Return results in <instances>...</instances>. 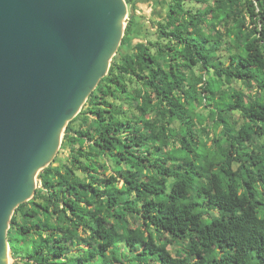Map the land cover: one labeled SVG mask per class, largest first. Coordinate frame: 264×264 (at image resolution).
Returning a JSON list of instances; mask_svg holds the SVG:
<instances>
[{"label": "trees", "instance_id": "16d2710c", "mask_svg": "<svg viewBox=\"0 0 264 264\" xmlns=\"http://www.w3.org/2000/svg\"><path fill=\"white\" fill-rule=\"evenodd\" d=\"M173 1L155 40L130 18L12 216V264H264V0Z\"/></svg>", "mask_w": 264, "mask_h": 264}, {"label": "water", "instance_id": "95a60500", "mask_svg": "<svg viewBox=\"0 0 264 264\" xmlns=\"http://www.w3.org/2000/svg\"><path fill=\"white\" fill-rule=\"evenodd\" d=\"M129 11L126 0H0V264H12L15 210L108 73Z\"/></svg>", "mask_w": 264, "mask_h": 264}, {"label": "rangeland", "instance_id": "374dc122", "mask_svg": "<svg viewBox=\"0 0 264 264\" xmlns=\"http://www.w3.org/2000/svg\"><path fill=\"white\" fill-rule=\"evenodd\" d=\"M163 0H158V1H151L149 4H146L143 6L142 11L140 13H137L139 15L136 16V20L134 24L132 25V28L136 29V35L134 36V41H141L144 39H151L155 40L156 39V30L158 28V24L161 22H165V14L169 12V6L171 3H173V0H165L163 3ZM127 5H128V17L131 16V12L129 11L130 5L133 3V0H126ZM186 7H190L195 5L196 7L201 6L203 7L207 1L204 4H196L195 2H190L189 0H186ZM149 11V12H147ZM158 15L159 18L158 19ZM145 18L144 20H141V17ZM157 16V17H156ZM129 22V21H128ZM127 22V25H128ZM126 25V27H127ZM126 32V29H125ZM142 32V33H141ZM141 34V35H140ZM129 49V48H127ZM126 47H123L121 49V52H118L116 55L120 56L121 53L124 51H127ZM224 52V50L222 51ZM13 262V260H12Z\"/></svg>", "mask_w": 264, "mask_h": 264}, {"label": "crops", "instance_id": "0c3cea01", "mask_svg": "<svg viewBox=\"0 0 264 264\" xmlns=\"http://www.w3.org/2000/svg\"><path fill=\"white\" fill-rule=\"evenodd\" d=\"M151 1H158V0H133V3H132V5H133V7L135 8V15L137 16V15H139V14H137V13H140L141 11H142V8H143V6L144 5H146V4H149ZM165 0H163L162 2H160V3H163ZM147 12H149V11H147ZM165 16H167L166 14H165ZM138 17V16H137ZM141 17V16H140ZM157 17V16H156ZM145 18H143V16L141 17V20H144ZM158 19H160L159 18V15H158ZM142 33V32H141ZM136 35V29L135 28H132V30H131V32H130V34H129V36H128V41H129V43L130 42H133L135 39H134V36ZM141 35V34H140Z\"/></svg>", "mask_w": 264, "mask_h": 264}, {"label": "clouds", "instance_id": "9594fccd", "mask_svg": "<svg viewBox=\"0 0 264 264\" xmlns=\"http://www.w3.org/2000/svg\"><path fill=\"white\" fill-rule=\"evenodd\" d=\"M134 13H135V10H134ZM134 15V14H133Z\"/></svg>", "mask_w": 264, "mask_h": 264}, {"label": "bare ground", "instance_id": "6f19581e", "mask_svg": "<svg viewBox=\"0 0 264 264\" xmlns=\"http://www.w3.org/2000/svg\"><path fill=\"white\" fill-rule=\"evenodd\" d=\"M78 115V114H77Z\"/></svg>", "mask_w": 264, "mask_h": 264}]
</instances>
